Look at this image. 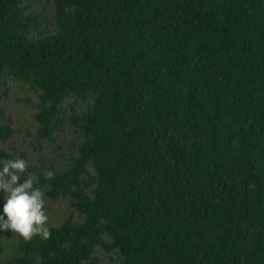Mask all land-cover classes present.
Wrapping results in <instances>:
<instances>
[{
	"label": "trees",
	"instance_id": "trees-1",
	"mask_svg": "<svg viewBox=\"0 0 264 264\" xmlns=\"http://www.w3.org/2000/svg\"><path fill=\"white\" fill-rule=\"evenodd\" d=\"M45 1L48 32L0 0V85L31 89L43 139L92 106L69 166L21 173L72 213L13 256L0 230V264H264V0Z\"/></svg>",
	"mask_w": 264,
	"mask_h": 264
},
{
	"label": "rangeland",
	"instance_id": "rangeland-1",
	"mask_svg": "<svg viewBox=\"0 0 264 264\" xmlns=\"http://www.w3.org/2000/svg\"><path fill=\"white\" fill-rule=\"evenodd\" d=\"M29 12L40 18V29L44 32L53 31L56 27L55 18L51 6L45 0H25ZM7 85H0V104L5 110V120L10 122L14 134L10 139L0 142V146L12 152L13 159L23 158L27 165L33 166L44 159L46 163H55L60 169L69 166L77 152V145L81 140L82 132L77 131L70 124L71 108L75 107L79 112L90 109L92 97L90 93L86 99L76 101L68 98L63 104V120L56 130L55 137L43 139L36 136V122L34 112V95L31 89L21 80L12 77L6 78ZM31 97L27 101L26 98ZM0 191V199L3 197ZM44 209L48 220L46 225L59 224L63 218L72 213V207L65 198L50 199L43 197ZM82 216L74 213L75 220ZM6 255L19 253L17 232L7 229L4 233Z\"/></svg>",
	"mask_w": 264,
	"mask_h": 264
},
{
	"label": "clouds",
	"instance_id": "clouds-1",
	"mask_svg": "<svg viewBox=\"0 0 264 264\" xmlns=\"http://www.w3.org/2000/svg\"><path fill=\"white\" fill-rule=\"evenodd\" d=\"M26 168L27 161L23 158L9 160L0 167V191L4 194L0 230L11 229L25 240L37 234L48 239L50 231L46 226L48 216L44 209V193L41 188L34 187L31 176L21 179ZM52 175V172L46 173L47 177Z\"/></svg>",
	"mask_w": 264,
	"mask_h": 264
}]
</instances>
